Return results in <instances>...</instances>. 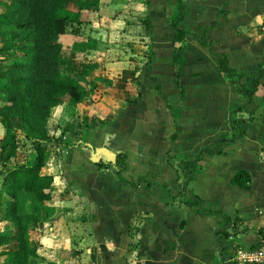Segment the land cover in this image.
<instances>
[{"label": "crops", "instance_id": "0c3cea01", "mask_svg": "<svg viewBox=\"0 0 264 264\" xmlns=\"http://www.w3.org/2000/svg\"><path fill=\"white\" fill-rule=\"evenodd\" d=\"M177 3H66L76 20L62 33L68 39L59 62L76 78L82 98L61 96L46 127L49 135L77 140L47 151L41 171L53 176L51 197L39 218L28 222L35 249L30 264H220L215 231L223 216L195 210L191 199L197 197L203 208L236 221L230 229L238 247L261 241L264 115L258 126L246 123L237 138H231L229 118L247 119L264 103V0H184L179 40L169 25ZM207 37L246 84L263 69L251 99L237 90L236 76L218 68L220 54L201 43ZM8 61L0 49V70ZM124 69L134 70L133 81L122 77ZM2 82L0 74V105ZM4 132L0 121V142ZM16 133L24 129L16 127ZM29 142L26 153L18 149V161L32 159ZM86 142L125 152V169L119 173L115 162L90 160ZM202 147L216 151L204 153L182 185L179 159L195 157ZM238 170L249 174L245 186L232 181ZM5 222L0 208V233ZM0 264H9L1 253Z\"/></svg>", "mask_w": 264, "mask_h": 264}, {"label": "trees", "instance_id": "16d2710c", "mask_svg": "<svg viewBox=\"0 0 264 264\" xmlns=\"http://www.w3.org/2000/svg\"><path fill=\"white\" fill-rule=\"evenodd\" d=\"M69 0H0V38L8 46L0 47L6 51L9 61L6 67L0 70L4 90L3 102L0 105V121L5 132L0 142V208L6 220L4 229L0 233V244H7L0 253L5 255L9 264H30L29 258L35 255V249L27 236L28 222L39 218V210L45 208L43 203L51 197L50 186L53 176L42 172L47 151L58 145H75L77 137L49 135L46 122L50 108L61 96L71 95L75 100L82 98V91L77 80L69 76L60 67L59 55L62 48L60 35L66 30L68 24L76 20L65 10ZM184 0H178L175 13L169 25L175 29L177 40L181 39L183 28L180 21L184 14ZM193 33L197 36L194 27ZM202 44L209 50L220 54L217 58L218 68L227 76L238 78L237 90L248 99L259 90V79L263 74L261 69L246 84L241 72L230 64L227 55L213 51L214 41L207 37ZM122 77L131 81L135 79L134 70L124 69ZM264 115V103L259 105L249 118H229L234 130L231 138L244 134L245 124L253 122L261 124ZM16 127L24 129L25 137L30 140L32 159L18 161L17 151L20 149ZM175 132L172 139L175 138ZM221 143L225 138H220ZM24 145V142H23ZM208 147H202L195 157L179 159L178 166L184 171L186 178L181 182L185 185L195 171L196 163L204 153H212ZM219 151V150H217ZM117 171L125 169L126 154L118 151L116 156ZM249 174L246 170H238L233 176V183L246 185ZM132 184L136 182L131 181ZM191 199V197L187 198ZM194 205L202 203L200 197L191 199ZM203 212H212L223 216V224L236 225L231 217L220 210L202 209ZM11 223H14L15 232ZM264 231V230H263ZM233 233L224 228L217 232L218 236L229 237ZM264 233V232H263ZM218 239V238H217ZM231 242V241H230ZM237 244L224 248L229 255L235 251ZM128 264V263H124Z\"/></svg>", "mask_w": 264, "mask_h": 264}, {"label": "water", "instance_id": "95a60500", "mask_svg": "<svg viewBox=\"0 0 264 264\" xmlns=\"http://www.w3.org/2000/svg\"><path fill=\"white\" fill-rule=\"evenodd\" d=\"M85 144L90 148L89 159L92 160L93 162H97L101 159H104L105 161L112 163L116 161L117 150H114L107 145L93 146L89 142H86ZM181 192L183 195L185 194L184 186L181 187ZM193 208L198 212H201L203 209V204L201 203L200 205H194ZM227 227H230V224L221 225L215 231V236L219 240L218 251L223 258V264H228V258L230 256L228 251H224V248L227 246H231L233 242H230L228 237L218 236L217 232Z\"/></svg>", "mask_w": 264, "mask_h": 264}, {"label": "built area", "instance_id": "2783aa9c", "mask_svg": "<svg viewBox=\"0 0 264 264\" xmlns=\"http://www.w3.org/2000/svg\"><path fill=\"white\" fill-rule=\"evenodd\" d=\"M262 157L264 158V152ZM228 264H264V237L251 248L243 249L236 246L228 258Z\"/></svg>", "mask_w": 264, "mask_h": 264}, {"label": "rangeland", "instance_id": "374dc122", "mask_svg": "<svg viewBox=\"0 0 264 264\" xmlns=\"http://www.w3.org/2000/svg\"><path fill=\"white\" fill-rule=\"evenodd\" d=\"M2 28V26H0V29ZM67 39H68V37H67V35H63V34H61L60 35V40L62 41H67ZM69 136V135H68ZM18 140H19V144L20 143H22L21 144V147H20V151L21 152H24V153H26V151H27V149H28V146H27V142H29L28 140H26V137H25V134H18ZM23 142H24V145H23ZM30 143V142H29ZM83 143L84 142H81L80 143V145H83ZM56 146H59L58 144L56 145ZM1 184V183H0ZM11 227H12V229H9V230H11L10 232H15V227H14V223H11ZM1 229L3 230L4 229V225H2L1 226ZM227 229H228V231L229 230H231L230 229V227H227ZM229 232H232V230L231 231H229ZM264 232V231H263ZM233 235H234V233H232V235H231V237H228L229 238V241H231V242H235V240H234V238H232L233 237ZM263 237H264V233H263ZM262 237V238H263ZM220 255V254H219ZM221 256V255H220ZM1 258H2V256H1ZM220 261V264H223V258H222V256L220 257V259H219Z\"/></svg>", "mask_w": 264, "mask_h": 264}]
</instances>
